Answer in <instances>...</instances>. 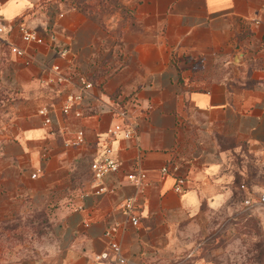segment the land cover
Instances as JSON below:
<instances>
[{"label":"crops","instance_id":"0c3cea01","mask_svg":"<svg viewBox=\"0 0 264 264\" xmlns=\"http://www.w3.org/2000/svg\"><path fill=\"white\" fill-rule=\"evenodd\" d=\"M122 4L131 13L125 24L121 12L101 17L57 0H0L1 204L41 198L56 207L55 248L24 264H95L112 227L125 264H155L184 219L203 206H235L224 140L264 158V0ZM20 22L42 44L21 42ZM77 75L93 87L64 115ZM117 124L133 137L111 138ZM79 132L83 143L75 144ZM104 146L120 167L97 183L90 165ZM134 173L144 176L141 187L126 179ZM243 189L241 204L264 195ZM128 199L137 226L124 214Z\"/></svg>","mask_w":264,"mask_h":264},{"label":"rangeland","instance_id":"374dc122","mask_svg":"<svg viewBox=\"0 0 264 264\" xmlns=\"http://www.w3.org/2000/svg\"><path fill=\"white\" fill-rule=\"evenodd\" d=\"M57 1L65 7L98 10L101 17L121 12L123 24L130 22V10L122 0ZM222 146L229 151L225 168L232 173L238 191H234L235 206L219 210L203 206L199 214L184 219L169 243L170 250L158 255L155 264H264V206L249 209L241 204L242 186L257 195L264 192V158L246 144L235 148V143L224 140ZM1 203L0 264L39 262L48 257L56 246V207L41 198L15 205Z\"/></svg>","mask_w":264,"mask_h":264},{"label":"built area","instance_id":"2783aa9c","mask_svg":"<svg viewBox=\"0 0 264 264\" xmlns=\"http://www.w3.org/2000/svg\"><path fill=\"white\" fill-rule=\"evenodd\" d=\"M16 29L21 42L25 44H34V45L42 44V39L33 31L28 29V27L23 22L18 23ZM3 31H4L3 28H0V34H2ZM10 53L19 58L25 57L24 51L14 46L10 47ZM65 54L66 51H62L61 55L64 56ZM53 70L57 71V68H54ZM75 80L77 81L78 90L75 93L72 92L66 94L62 107V113L64 115L68 114L74 106L79 104L83 99V97L86 96L88 94V91L91 90V88L93 87L92 84L83 75H77ZM56 81L61 82L62 79L57 78ZM38 114L43 118V123L45 125H48L50 123V120L48 118L47 107L40 108L38 110ZM76 116L79 117L80 114L77 113ZM108 134L113 139L119 135H121L124 139H130L131 137H133V131L131 127L129 126L123 127L118 124L110 128L108 130ZM74 143L75 144L83 143L82 132H79L77 134ZM111 154H112L111 148L109 146H104L101 158L91 163L90 173H91V178L94 182L98 183L106 176L110 174H114L118 171L120 164L111 157ZM173 170L176 172L177 168H173ZM168 174H169L168 168L165 167L161 170L162 176H166ZM31 177L35 178V174H33ZM143 178L144 176L141 173H134L126 176V179L137 187H141L144 184ZM184 185H185L184 179H180V178L177 179L174 186L175 192L177 193L182 192ZM241 189H243V187H241ZM102 192H104L103 188H99L97 191L98 194ZM243 205L249 209H251L255 205L264 206V195H261L258 200H254L253 198L249 197L243 201ZM122 208L124 214L129 217L130 223L133 226H137L138 220L132 215L134 209L133 200L128 199L125 202H123ZM116 230H117L116 227H112L109 228L104 233V237L105 239H107L108 242L107 250L94 257L95 264H100V263L125 264L126 261L122 255V251L120 247L113 240H111V237L115 234Z\"/></svg>","mask_w":264,"mask_h":264}]
</instances>
